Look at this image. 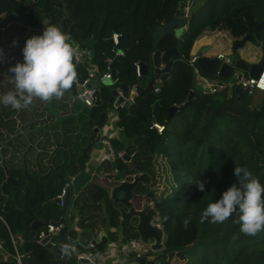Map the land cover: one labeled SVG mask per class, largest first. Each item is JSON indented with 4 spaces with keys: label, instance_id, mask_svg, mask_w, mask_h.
Segmentation results:
<instances>
[{
    "label": "trees",
    "instance_id": "trees-1",
    "mask_svg": "<svg viewBox=\"0 0 264 264\" xmlns=\"http://www.w3.org/2000/svg\"><path fill=\"white\" fill-rule=\"evenodd\" d=\"M187 1L31 0L24 11L22 8L17 12L24 4L10 10L13 23L8 30L28 29L30 38L42 35L45 25L59 26L73 45L76 42L94 50L93 57L76 66L83 78L88 76L90 63L98 65L101 72L107 70L105 60L113 55L108 39L120 32L119 47L125 56L119 57L116 68L120 82L132 86L139 82L135 61L150 60L156 39L153 30L181 13ZM263 20L264 0H208L195 7L181 45L170 34L158 44L163 51L177 46L182 55L162 82L161 90L155 93L143 85V96L136 98L130 108L120 107V124L125 131L112 142L116 153L123 152L124 157L116 159L117 166L121 168L130 158L126 171L143 175L145 180L137 184L135 191L154 202L165 231L164 249L155 260L140 257L142 264H264V231L255 236L239 234L233 218L222 224L199 222L207 206L238 183L236 164L247 166L264 184V91H260L259 98L255 90L246 92L240 101L235 98L234 88L203 94L193 88L194 68L190 63L193 46L204 31L225 30L237 41L248 33L254 35ZM252 42L262 47L260 62H264V30L261 40L253 36ZM23 47L20 55L16 51L13 56L10 44L7 58L0 60V94L14 88L10 78L2 74L23 62ZM140 81L144 82L145 77ZM191 90L194 95L186 101ZM71 91L59 100L35 99L24 110L0 104V216L16 233L24 234L19 250L31 252L27 264H54L52 250L58 249L59 243H44L39 233L55 222L59 211L55 198L84 168L79 160L94 145L97 135L92 120L106 111L102 107L105 103L99 106L97 99L93 116L89 112L77 115L72 110L75 100L71 101ZM110 95L114 103L115 97ZM174 105L181 107L169 117ZM105 120L106 114L100 124ZM154 123H162L164 131L159 133ZM6 169L12 182L8 181ZM164 178L168 185L165 189L161 183ZM119 179L117 174L110 184L115 185ZM198 180L205 182L204 191L198 190ZM71 206L81 214L82 226L95 229L108 220L113 226L121 224V213L109 197V187L99 183L83 187ZM72 214L68 213L67 218ZM188 216L192 220L185 229L182 220ZM234 234L239 238L233 240ZM8 236L7 225L0 218V239L13 250Z\"/></svg>",
    "mask_w": 264,
    "mask_h": 264
},
{
    "label": "clouds",
    "instance_id": "clouds-1",
    "mask_svg": "<svg viewBox=\"0 0 264 264\" xmlns=\"http://www.w3.org/2000/svg\"><path fill=\"white\" fill-rule=\"evenodd\" d=\"M16 44L14 40L13 45ZM22 53L23 62H17L8 69L6 77L10 78L14 88L0 94V104L24 110L35 99L43 102L54 98L59 100L73 88L78 76L76 66L80 53L59 26L45 25L42 35H33L26 40ZM3 59L0 49V60ZM234 175L238 183L224 191L219 200L210 203L201 213L199 222L222 224L233 218V223L239 226V234L255 236L264 231V184L247 166L236 164ZM196 184L199 191L205 190L204 181L198 180ZM191 220V216L185 217L182 226L187 229ZM238 238V234L232 237L233 240ZM59 248L65 257L76 253L70 241L61 243Z\"/></svg>",
    "mask_w": 264,
    "mask_h": 264
},
{
    "label": "water",
    "instance_id": "water-1",
    "mask_svg": "<svg viewBox=\"0 0 264 264\" xmlns=\"http://www.w3.org/2000/svg\"><path fill=\"white\" fill-rule=\"evenodd\" d=\"M13 0H0V16L5 13L6 7H8ZM189 19L184 17L181 13L180 15H175L168 22L159 24L154 30L153 35L156 36V39L153 43V50L150 54V60L148 63L141 62V70L144 76L149 75V72L153 71L155 74L160 75L161 79L165 81L171 73L172 67L176 60L181 59L182 55L177 48V46L168 48L163 51L158 48L159 42L166 36L172 35L177 40V43L181 45V36L185 31V25H187ZM264 30V20L258 23L255 28V34L252 33L246 34L242 39L234 41L232 44V49L237 51L238 49L244 47L248 42L253 40V36L257 40H261L262 31ZM108 42L113 44L111 38L108 39ZM211 46L203 47L201 52L205 53L209 50ZM121 49L117 48V52H120ZM94 50L90 51V57H93ZM119 59L117 55L113 63L109 67V71L112 74V78H107L101 83L97 79L90 80L86 83V86H91L97 88L99 85L104 84L111 87V94L115 97V106L120 107L121 105L126 106L127 108L131 107V103L127 102L129 98L135 100L138 97L144 95L145 86L142 84L137 88H130L129 85L119 82L115 86L114 80L116 79V63ZM235 65L234 68L247 71L249 76L258 78L261 72L264 70V62H259L256 64H249L242 58L238 53L235 54ZM196 64L201 69V71L212 77H218L219 79L230 77L233 67L221 59L215 56H207L205 54L198 55L196 58ZM97 77V75H96ZM220 83H223L221 81ZM84 84V78L78 73L77 80L74 82L72 90V101L78 93V86ZM154 80H149L147 88L150 91L154 90ZM246 92L252 93V90H244L241 86L234 87L235 98L239 101L242 100ZM194 95V90L189 92V95L186 101H189ZM122 107V106H121ZM181 105H174L170 109L169 117L172 116ZM106 112H102L100 117L95 121V125L98 126L105 116ZM98 127L96 128V131ZM1 145V143H0ZM130 160V158H126ZM1 162L0 164H2ZM113 167L116 169V162H112ZM8 181L12 182L9 171L6 169ZM119 177L121 179L111 188L110 196L114 200V204L119 208L121 213V219L126 221L129 231L136 233L138 237L144 241L146 244H150L154 250L164 249L165 246V231L163 227L154 223L155 219H159V213L157 209L152 206L151 203L145 201L143 194L136 192L135 189L137 184L141 181H144L143 175L134 176L132 179L131 173L129 171L119 172ZM91 174L87 171H82L72 181V184L67 188V194L64 198L65 204L62 207L63 214L66 215L71 198L73 193H79V191L91 180ZM17 184V183H16ZM56 202H60V199L57 198ZM65 221V217H62L59 221L60 223ZM60 239L64 237V231L59 232ZM131 235H128L127 238H130ZM51 236H48L43 240L44 243H47L50 240ZM9 242V240H7ZM65 259L73 262L72 257H65Z\"/></svg>",
    "mask_w": 264,
    "mask_h": 264
},
{
    "label": "crops",
    "instance_id": "crops-1",
    "mask_svg": "<svg viewBox=\"0 0 264 264\" xmlns=\"http://www.w3.org/2000/svg\"><path fill=\"white\" fill-rule=\"evenodd\" d=\"M207 1L208 0H188L187 3L190 2V5H191L192 9L194 10L195 7H197L199 5H204ZM180 14L181 13H178L176 15H180ZM9 15H10V11L8 13V16ZM5 17H7V13H6V15L5 14L1 15L0 20H2ZM9 18H10V16H9ZM159 24H161V23H159ZM7 25L8 24H6V25L0 24V33H3L4 29L7 28ZM186 28H187V25H185V30H186ZM219 37H228V45H230L231 43H233L235 41V38L228 31H225V30H206L196 40V42L193 46V49H192V56L201 55L200 53H198V49H200V48H201V50L203 47H206V46H211V48H212L214 46L213 43H216V41H218L217 39ZM218 53H224V52L220 51ZM205 55L213 56L210 54H205ZM256 59H257V57H253L252 59H250L251 61H249V62L247 61V62L250 64L259 63L258 60H256ZM150 74L147 76H144L145 81L142 82L143 85H146V86L148 85L149 80H151ZM155 75H157V74H155ZM140 83H141V81H140ZM194 83H197L199 91H202L203 88L205 87V81L202 80L201 78H199V76H197L196 73H194L193 88H194ZM201 84H202V86H201ZM101 85H104V84H101ZM156 85H158V84H156ZM99 86H98V88H99ZM160 86L162 87V84H160ZM77 89L78 90L80 89V85L78 86ZM98 93H99V91H98ZM155 93H158V92H155ZM75 98L76 97H74V100H75ZM97 99L99 101L98 97H97ZM71 101H72V91H71ZM115 101H116V99H115ZM134 101L135 100H133L131 98H129L127 100V102L131 103V105ZM114 106H115V102H114ZM121 106L125 107L123 105H121ZM120 107H116V108H120ZM90 108H93V107H90ZM105 112H106V120L103 124H99L98 126H96L95 121L98 118L97 119L93 118V120H92L93 121V127H94L95 133L97 135L94 138V143H93L94 145L92 147H90V149L84 154V156H83L84 158L81 161L79 160V163H81V162L84 163V168H81L79 170V173L82 171H87L88 173L91 174L92 178L84 186V188L87 187V185H89L90 182L99 183L101 185H104L105 187H109V197L111 198V196H110L111 188L114 186V184L111 185L110 181H112V179L117 174H119V172L126 171L125 167L128 164V162H130V161L125 159V164L121 168H118L117 163H116V169L112 165V162H116V160L105 162L104 164H101L99 162L101 157L106 152L105 147L101 143L102 134L108 133V134H111L114 136L113 139H118V138H120L121 134L125 131V128L120 124V119H121L122 114H119L118 116L115 117L113 115L109 116V113L107 110ZM108 119H111V122L108 121ZM97 127H98V130L96 131ZM110 165L112 166V168L110 167ZM132 178H133V176L129 177V179H132ZM71 184H72V182H71ZM140 193L144 194L142 192H140ZM78 194L79 193H73V195H72L69 210H68L67 214L70 212L73 214H72V217H71V215H69L68 218H67L68 215L63 214L62 208L60 207L59 203L56 202V199L58 198V196L55 198V203L57 204V208L59 210L54 216L55 222H59L62 217H65L64 222L66 224V229L64 230L63 239H60V236H59L60 233L50 235L51 241H54L57 244L59 243L58 245H56L58 249L52 250V252L54 253V258L52 259V261L54 264H66V263L67 264H88L85 261H79L76 258V253L85 250L87 248L89 242L92 240L97 242V251L96 252L100 258L98 264H142L139 261L140 257H143L146 261L150 260L151 257L153 260H155V258L161 252V250H163V249H160V250L151 251V249H149L148 247L147 248L144 247V248H141L137 251L129 252V245H128V239L129 238H127V236L128 235H131V237H136V236L134 235L135 233H132L131 231H129L128 225L126 222H124V220L121 219V215H120V221H121L120 226H113L109 220L104 222L100 226L99 225L96 226L95 229H92L89 226H82L80 223L81 214L79 212L77 213L74 210L75 208L73 206H71V203L74 201V198H76V196ZM143 196H144L145 201H148V203H151L152 206H154V202L149 200L146 197V195H143ZM154 223L159 225L160 227H162L161 224L159 223V219H155ZM18 234L23 238V242H24V240H25L24 234L19 233V232H18ZM68 241H70L73 244V246L76 248V253L73 254V259H74L73 262H71L68 259H65L63 257L64 255L61 254L60 248H59V245L61 243L68 242ZM110 249H113V251H115V254L112 256L109 255V253H108L110 251ZM27 253L28 254L24 259V264H27L29 259L31 258L30 257L31 252H27ZM101 255H103L106 258L101 259ZM150 255H152V256H150ZM131 259H134V261L132 262ZM0 261L5 262L7 260L0 259Z\"/></svg>",
    "mask_w": 264,
    "mask_h": 264
},
{
    "label": "built area",
    "instance_id": "built-area-1",
    "mask_svg": "<svg viewBox=\"0 0 264 264\" xmlns=\"http://www.w3.org/2000/svg\"><path fill=\"white\" fill-rule=\"evenodd\" d=\"M193 9L190 5V2L187 3L181 13L184 17H187L188 19L192 15ZM122 37V33L120 32H114L112 36L110 37L113 40L112 46V52L113 55L106 58L105 62L107 64V70L104 72H101L98 65L96 64H88L87 70H88V76L84 78V84L80 85V89L78 90L77 95L75 96L80 102L85 104L88 107H94L97 103V97H98V87H91L86 86L85 84L88 83L90 80L97 79L99 83H101L103 80L107 78H112V74L109 71L110 65L113 63L115 57L118 55L119 57L125 56V51L122 50L120 46V40ZM74 47H77L80 53V59L79 63H84V61L87 60V57L90 56V49L81 47L78 43L74 42ZM117 48H120L121 51L117 52ZM219 59H221L223 62L231 65L234 68L235 60L231 57L227 56L225 53H218L216 55ZM196 56H192L190 59V63L194 68V73H196L199 78L205 81V87L201 91L203 94L207 93H219L222 92L225 89H231L229 88L225 82L222 79L216 78V79H210L208 78V75L204 74L201 69L196 64ZM78 63V64H79ZM135 68H136V76L139 79V82L134 83L130 88H137L139 85H143V83H140V80L144 77L143 72L141 70V61H135ZM151 73V74H150ZM150 79L155 81L154 84V90L155 92H159L161 90L160 84H162L163 80L161 79L160 75H155L153 71L149 72ZM97 75V77H96ZM156 77H155V76ZM223 81V83H220ZM120 82V71L118 68H116V79L114 80L115 86L118 85ZM158 84V85H156ZM235 86H241L244 90H257V91H264V70L261 72L260 76L258 78L251 77V76H245L243 73L239 74L237 79L235 80V83L233 84L232 88ZM159 133H162L165 129V126L162 123H154V126ZM114 138L113 135L108 133H103L101 138V143L105 147L106 152L100 159V163L104 164L105 162L109 161H115L118 157H124V153H116L112 139ZM141 174H132L131 176H139ZM71 185V182H67L65 186L63 187L61 193L58 195V198L60 199L59 205L62 208L65 204L64 198L67 194V188ZM0 218L5 222L8 228V239L9 242L12 244V249L9 250L5 246V241L3 239H0V259L3 260H14L16 264H24V259L27 256V252H21L19 250L20 246L23 243V238L16 233L3 219V217L0 216ZM66 228L65 222H50L46 225V228L42 229L39 233V239L44 240L50 235L59 233L60 231H64ZM128 245H129V252L137 251L141 248L148 247L151 249V251H154V249L150 246V244H146L144 241H142L139 237H130L128 239ZM97 242L92 240L89 242L87 248L83 251L76 253V258L79 261H85L88 264H98L100 258L97 254ZM109 255H114L115 251L113 249H110L108 252ZM104 259L103 255H101V259Z\"/></svg>",
    "mask_w": 264,
    "mask_h": 264
},
{
    "label": "rangeland",
    "instance_id": "rangeland-1",
    "mask_svg": "<svg viewBox=\"0 0 264 264\" xmlns=\"http://www.w3.org/2000/svg\"><path fill=\"white\" fill-rule=\"evenodd\" d=\"M25 6H26L25 4L22 7L19 6L17 8V12L20 9H22V8H23V11H24L25 10ZM6 24L7 23H5L4 25H6ZM29 34H30V30H28V29L22 30L21 27L18 29L17 32L15 30L14 31H9L8 28L4 29L3 35H2L3 40L0 42V49H2L4 59H6L8 54H9V45L10 44H12L11 50L14 53L13 56H15L16 51H18L19 55H20L21 54L20 47L21 46L22 47L25 46L26 40L29 38ZM14 40L17 41L16 45H13V41ZM217 40L218 41H216V43H213L214 46L211 49L207 50L205 53H202L201 52V48H200V49H198V53H200V54H210V55L215 56V55H217L218 52L223 51L227 56L231 57L232 59L235 57V54L238 53L240 55V58H242L243 60L245 59L246 62L247 61L248 62L251 61L250 59H252L253 57H257L256 60H258V62L261 61V58H262V47L259 46L258 44L253 43L252 41L248 42L244 47L238 49L237 51H234L232 49V44L233 43L228 45V37H219ZM14 59H16V58L14 57ZM87 60H89V56L87 57ZM242 73L245 76L249 75V73L247 71H243V70H240V69H237V68H233L230 77L222 78V80L225 82V84L229 88H232V86L235 83V80L237 79L238 75L242 74ZM2 77L5 78L6 74L5 73L2 74ZM208 78L216 79L218 77L208 76ZM201 86H202V84H201ZM194 88L196 89V91H199L197 83H194ZM98 90H99L98 98H99V103H100L99 106H102V104L105 103V105L102 106V107H103V109L106 108V110L109 113V116L113 115V116L116 117L119 114H121L120 108H116L114 106V103H112V101H111L112 100L111 97H110L111 96L110 95L111 94V88H108L105 85H100ZM255 93L257 95V98H259L260 95H261V92L255 90ZM72 105L74 106L72 108V110L73 111L76 110L77 111V115H79V116H81V112H82L83 116L87 115L88 112L91 114V116L94 115L93 110L95 108H90V107L87 108V106H85L77 98H75V101L72 103ZM96 105H97V103H96ZM69 106H71V105H69ZM99 114L100 113H97L96 117H98ZM108 121L111 122V119H108ZM162 162H164V160L161 159V163ZM161 183H162L164 189L167 188L168 185L165 186V184H167L165 178L161 179ZM163 188L161 186L160 191H163ZM150 256H152V255H150ZM150 259H152V257ZM131 261L133 262L134 259H131Z\"/></svg>",
    "mask_w": 264,
    "mask_h": 264
},
{
    "label": "flooded vegetation",
    "instance_id": "flooded-vegetation-1",
    "mask_svg": "<svg viewBox=\"0 0 264 264\" xmlns=\"http://www.w3.org/2000/svg\"><path fill=\"white\" fill-rule=\"evenodd\" d=\"M31 0H26L25 2L23 1V0H13L12 2H11V4L8 6V7H6V11H5V15H6V13H7V17H5V18H3L2 20H0V24H5L6 22H7V28L8 27H10L11 26V24L13 23V19H11V18H9V16H8V13H9V11L10 10H12V9H15V8H17V6L18 5H20V4H28L29 2H30ZM3 14V15H4ZM6 29V28H5Z\"/></svg>",
    "mask_w": 264,
    "mask_h": 264
}]
</instances>
